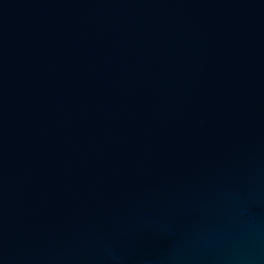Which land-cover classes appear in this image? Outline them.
Returning <instances> with one entry per match:
<instances>
[{
    "label": "water",
    "instance_id": "95a60500",
    "mask_svg": "<svg viewBox=\"0 0 264 264\" xmlns=\"http://www.w3.org/2000/svg\"><path fill=\"white\" fill-rule=\"evenodd\" d=\"M0 264H264V0H0Z\"/></svg>",
    "mask_w": 264,
    "mask_h": 264
}]
</instances>
